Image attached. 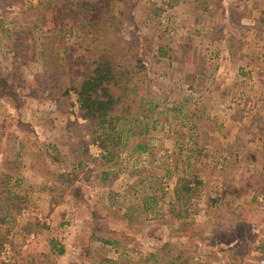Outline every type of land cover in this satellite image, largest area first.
Masks as SVG:
<instances>
[{
  "label": "rangeland",
  "instance_id": "obj_1",
  "mask_svg": "<svg viewBox=\"0 0 264 264\" xmlns=\"http://www.w3.org/2000/svg\"><path fill=\"white\" fill-rule=\"evenodd\" d=\"M236 1H109L104 26L117 27L115 38L153 41L137 44L149 72L135 79L150 80L141 91L159 105L143 113L149 131L130 136L106 161L93 157L104 146L82 118L77 93L62 94L71 85L68 74L78 71L80 79L97 53L90 27H71L64 37L53 32L83 7L0 0V182L12 172L14 190L25 199L20 213L8 215L0 200V250L10 246L9 264H164V243L188 264H264V112L258 111L264 100L232 99L242 77L220 71L219 52L204 49L206 30L222 22L214 15L225 6L238 11ZM52 43L60 61L47 57ZM223 73L233 79L224 97ZM128 103L131 116L140 96ZM175 104L180 109L170 110ZM43 143L55 146L57 160L43 159ZM184 178L190 189L180 194L189 199L181 205L175 192Z\"/></svg>",
  "mask_w": 264,
  "mask_h": 264
},
{
  "label": "trees",
  "instance_id": "obj_2",
  "mask_svg": "<svg viewBox=\"0 0 264 264\" xmlns=\"http://www.w3.org/2000/svg\"><path fill=\"white\" fill-rule=\"evenodd\" d=\"M69 4L74 6H82V11L71 12L70 16L73 17V20L68 22L67 27L59 28L58 30H53L55 36L57 34H63V37L66 32L71 31L74 27L77 30H82L84 27H90L88 30L87 36L91 40H94L96 43L94 45V50L97 51L93 58L87 63L82 72V77L79 79L78 71L73 74H68L70 77V83L68 87L64 88L62 94L68 95L69 89H73L78 96L80 103V114L82 118L87 120V126L90 127L92 136L101 140V144L104 146L103 159L106 161L111 160L114 156L112 151L114 149L127 144L128 139L132 135L144 134L149 131L147 123H145L146 116L144 111L147 110L150 113H153L156 107L159 105L155 101L154 97L148 91L147 96L144 91H141L144 88H147L151 85L150 80L143 78L142 82L137 81V74H142L144 72L148 73V61L144 58V48L141 46H149L153 44V41L148 36L140 35L138 39L133 40L132 36L128 37H118L115 38L116 28L109 29L108 26L105 27L106 15L109 13L110 0H70ZM225 7V11L230 13L229 19L230 22H234L235 26L240 29H245L246 26L240 20V12L231 10L233 7ZM262 11V10H261ZM224 12L225 17H229L228 13ZM78 13L81 15L78 16ZM234 15L232 17V15ZM260 21H264V12L260 14ZM119 27V26H118ZM94 29V30H93ZM85 34V35H86ZM233 34L230 33V37ZM144 40V41H143ZM144 42V44H143ZM90 43V42H89ZM139 44V45H137ZM55 43L51 45H46L48 48L47 57L49 60L60 61L59 51L60 48H56ZM121 48L124 50V53H120L116 58H112L111 54L114 50H119L115 48ZM162 47L158 46V49ZM119 50V51H120ZM162 56L166 55V52L161 53ZM57 67V66H56ZM62 68H60V71ZM61 73V72H60ZM59 74V73H58ZM63 72L59 74V78L62 77L65 80L68 77ZM79 79V80H78ZM5 84L4 79L0 81V84ZM67 84V83H66ZM5 91V89H0ZM147 92V91H146ZM8 94L15 96V93ZM140 96V102L138 103V110L133 111V115L130 116V111L132 106L128 103L129 96L131 98H136ZM139 99V98H138ZM180 105L175 104L170 107V110L180 109ZM141 112V113H140ZM186 116L188 115L187 111L183 112ZM143 115L145 119H139L138 116ZM148 115V114H147ZM188 118V116H187ZM152 125L155 127V120L152 122ZM44 146L43 150V159L54 158L57 160L59 152L52 154L55 151V146L50 144H42ZM47 147V150H46ZM138 148H145L141 143L136 145ZM244 156L247 157V160L252 159V152L247 150L244 151ZM19 163L17 160L13 165V169L18 170ZM185 182V183H184ZM14 182H12V172H5L4 178L0 182V200L1 206L5 209L6 215L11 211H16L20 213L22 209L25 208V199L21 196L16 190H14ZM190 189L189 182L187 178L183 179L181 187L175 192V201L179 202L183 200L181 205H186L189 197L187 194L181 196L180 191L185 190L188 192ZM174 202V201H173ZM144 206L146 209H149L147 204ZM186 209V208H185ZM184 209V211H185ZM179 211L174 217L180 218ZM107 243L118 242L116 240L110 241L105 238H98ZM164 250L162 254V259L164 264H188V260L181 257V254L173 256L169 249V244L164 243L161 247V251ZM62 251V249H60ZM159 251V252H161ZM158 254V252H156ZM152 257L154 254H151ZM161 257L155 256V261H160Z\"/></svg>",
  "mask_w": 264,
  "mask_h": 264
},
{
  "label": "crops",
  "instance_id": "obj_3",
  "mask_svg": "<svg viewBox=\"0 0 264 264\" xmlns=\"http://www.w3.org/2000/svg\"><path fill=\"white\" fill-rule=\"evenodd\" d=\"M224 1L226 2V0H220V4L225 3ZM235 4L239 6L240 20L246 28L240 29L235 26L233 20L232 22L229 21L231 16L225 18L223 13L227 11L213 14L219 23L222 22L215 31L212 27L206 30L207 36L210 34V38L204 43V49L219 52L221 60L218 67L221 68L220 71L228 69L229 72H232L235 69L242 77H239L240 87L236 88L232 94L227 82H232L233 79L231 80L230 74H227L229 72L223 73L224 81L222 84L224 85L220 87L224 91L222 97L226 95V92H231L232 99L240 95L244 102L246 100L251 101V99L261 102L264 100V21H260V14L264 12V0H240L239 2L236 1ZM230 33L233 34L232 37H230ZM256 88H259V96H254L256 94L252 91ZM243 103L242 105L245 106ZM262 103L263 106L258 110L259 112H264V102L262 101ZM254 105L255 103H253ZM58 236V240H60L62 238L61 233Z\"/></svg>",
  "mask_w": 264,
  "mask_h": 264
},
{
  "label": "built area",
  "instance_id": "obj_4",
  "mask_svg": "<svg viewBox=\"0 0 264 264\" xmlns=\"http://www.w3.org/2000/svg\"><path fill=\"white\" fill-rule=\"evenodd\" d=\"M104 154V150L99 149V152L97 151L93 157H95L96 159L101 157ZM95 159H89V161H92ZM92 165V164H91ZM89 165V167L91 166ZM11 256H12V251L10 246H4L1 250H0V264H9L11 261Z\"/></svg>",
  "mask_w": 264,
  "mask_h": 264
}]
</instances>
